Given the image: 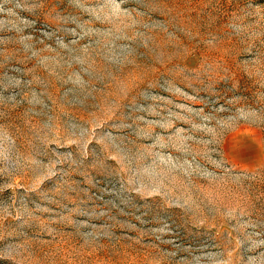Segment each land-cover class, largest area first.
Listing matches in <instances>:
<instances>
[{"label":"rangeland","instance_id":"1","mask_svg":"<svg viewBox=\"0 0 264 264\" xmlns=\"http://www.w3.org/2000/svg\"><path fill=\"white\" fill-rule=\"evenodd\" d=\"M0 264H264V0H0Z\"/></svg>","mask_w":264,"mask_h":264}]
</instances>
